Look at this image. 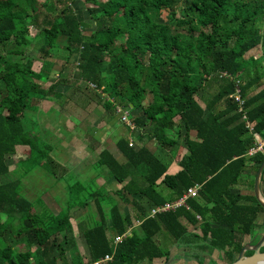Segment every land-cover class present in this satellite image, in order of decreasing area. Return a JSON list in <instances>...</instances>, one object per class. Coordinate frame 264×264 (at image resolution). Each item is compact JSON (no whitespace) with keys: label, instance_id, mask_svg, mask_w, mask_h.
Listing matches in <instances>:
<instances>
[{"label":"trees","instance_id":"obj_1","mask_svg":"<svg viewBox=\"0 0 264 264\" xmlns=\"http://www.w3.org/2000/svg\"><path fill=\"white\" fill-rule=\"evenodd\" d=\"M181 3L177 18L174 8ZM55 4L62 5L58 12L39 24L42 10L53 11ZM163 10L171 11L169 22L161 21ZM262 23L264 0H50L49 4L0 0V264H91L105 256H111L106 264H152L168 258V251L156 242L162 231L183 246L196 238L201 242L197 247L217 251L225 264L232 262L264 214L253 195L264 146L248 154L256 146L255 135L264 140ZM31 27L37 29L33 37ZM258 46L262 49L258 58H245ZM34 48L41 60L38 71L26 54ZM71 59L77 62L79 81L100 91L97 97L104 98L105 110L113 108L117 113L119 106L129 111L130 129L139 132L137 137L153 139L172 152L179 147L185 150L178 161L180 170L172 175L149 149L130 147L124 137L115 146L125 164L102 150L96 166L106 167L111 179L124 184V195H143L153 208L201 186L196 198L186 200L188 209L178 207L153 217L142 208L136 218L123 215L117 205L106 212L96 202L99 220L78 225L87 259L73 238L70 211L76 203L52 214L30 201L22 195L20 181L9 176L5 161L17 146L28 147L24 161L34 160L36 166L52 161L50 146H39V134L24 126L25 112L34 99L59 103L62 94L54 90L61 81L51 75L59 76ZM223 73L227 76L220 77ZM244 75L247 79L241 83ZM213 76L218 78V89L201 106L196 97ZM252 88L257 90L250 93ZM127 167L140 172L141 186L127 181ZM263 180L264 169L260 183ZM240 183L248 185L251 193L240 192ZM159 185L168 188L172 197L162 196ZM83 191L87 190L78 182L69 186L70 202ZM87 197L80 208L87 205ZM135 221L139 225L133 228ZM259 229L264 232V218Z\"/></svg>","mask_w":264,"mask_h":264},{"label":"rangeland","instance_id":"obj_2","mask_svg":"<svg viewBox=\"0 0 264 264\" xmlns=\"http://www.w3.org/2000/svg\"><path fill=\"white\" fill-rule=\"evenodd\" d=\"M45 0H40V2H44ZM47 4H49L50 0H46ZM79 6L83 9H85V5L83 2H78ZM56 7L53 11H46V10H42L41 14L39 15L38 18V23L42 24V20L46 17L47 19H52L53 16L58 12V8H60L62 5L61 4H55ZM170 10H163L161 13V21L162 22H169V20L171 19V15H170ZM174 12L177 18H179L181 16L182 13V3L181 4H177V6L174 8ZM86 13V12H85ZM93 25V23H90V27H87V30H89L91 28V26ZM264 27V23H262L260 25V29H262ZM37 33V29L31 27L30 28V36L33 37L35 34ZM37 49H28L26 54L28 57H30V59L34 60V64H33V68L34 70L38 71L40 69L41 66V60L38 59L39 58V54L37 53ZM262 49L260 46H258L257 48L251 50L250 52H248L245 55V58L252 56L254 58H258L261 55ZM62 62H57L58 66H61ZM77 62L76 60H70V62L65 63L63 65V71L62 73L59 74V76H56V73H54L52 75V79L53 80H59V82L61 81V85L59 87H57V91L60 89H63L61 86L67 84L70 87V90L68 92V94L70 95L71 98V103H69V105L72 107L71 111L67 110L64 111V113L62 114L61 112L58 111V109L56 107H53V109L51 110V112L47 113V116L44 117L43 113L40 112L39 109H37L36 104L37 102H39V100H33L30 102V108L29 110H27L25 112V127L27 130H33L34 132L38 133V134H42V136H40L41 139H39L40 142H38L39 146H50L51 152L50 154V158L53 160L52 162H54L53 164H51V161L49 160H43L42 163L40 165H37L34 163V160H28V161H23V162H18V164L16 165L15 161H16V157L12 156H7L5 159L7 166L9 167V172H10V177L13 180L16 181H20L21 183V188H22V195L24 197H26L27 199H30L31 201L35 202L38 198L41 197L42 195V190L37 187L34 188L33 184H37L39 179H41V177H46L47 174L46 172L48 171V176L50 177V180H54L55 181V187L51 188L49 190V192L47 191V188L44 189V191H46L47 193H49L50 195H54V201L57 202L49 205L50 206V210L53 212V214L58 213L60 208H65L67 205L71 204H75V207H81L82 202L85 201L84 197H87V194L89 193H96L95 199H92L93 197H87V209H86V213H91V210L93 208V205L89 203V199L91 198L94 202V204L98 201H100L102 208H105L106 212L109 211V206H112L114 204V202L112 201V199L108 200V191L106 186H104V188H100L94 185V183H85L82 178H80V174H78L79 172V165H76L74 163V160H71L66 152H62L59 153L58 150L62 149L63 147V142L60 143V140L57 138V136L52 137L51 136V140H49L50 135L47 134L44 130L41 129L40 127V119H44L49 117L50 119L54 120V124H56V126L59 125L60 121H62V124L65 123V120L68 118L67 114L69 113L72 117L69 118L68 122L69 124L68 127L64 126L62 128V135L66 136L65 134H71L72 136H79L82 137V135H88L89 137L95 138V134L96 131H94V121L98 122L99 120H102L103 124H112L110 125L111 127H115L118 122H119V115H117V113L115 112V109L110 108V111H107L103 108L102 106V101H99V98L97 97L99 94V90L97 91L93 84H88L82 81H79L78 79H76L75 73L77 72L79 74V71L77 70ZM75 76V78H74ZM67 77V80H66ZM247 79V76L244 75V78L241 79V83L244 82ZM218 89V78L217 76H213L211 77L207 82L206 85L200 90L199 92V96L196 97L197 101L200 103L201 106H204L205 102L213 95L215 94V92ZM253 88L250 90V93L255 92L256 90L252 91ZM76 92L78 93V96H75L72 94ZM150 98V95H148ZM105 99L108 98L107 95H104ZM109 101L113 102L114 100L109 98ZM36 102V103H35ZM116 102V101H114ZM54 103V102H53ZM63 103L62 100L59 101V103H57L58 105L61 106V104ZM82 103V105H81ZM83 108H81V107ZM223 104H220L219 108H222ZM65 115V120L63 119V116ZM41 119V120H42ZM130 115L128 117V120L130 121ZM123 124V123H122ZM96 126V125H95ZM119 126V124H118ZM102 127V126H101ZM100 127V128H101ZM98 128V127H97ZM129 129V131L131 132V129L129 127H127ZM99 129V128H98ZM115 133V132H114ZM117 133V132H116ZM171 137H174V134H169ZM74 136V137H75ZM135 136V135H134ZM131 137L135 144L137 145V147H142V146H146L145 144H141L139 137ZM116 135H111L108 134L106 137V144L104 145L105 147H108V151L112 154L113 157H116V159L121 163V164H125V159L124 157L117 151L116 146L114 145L116 142V139H119V137H117L115 139ZM115 139V140H114ZM128 140V138H126ZM75 142V140L73 141ZM129 142V141H128ZM132 142V141H131ZM135 144H133L134 147ZM147 147V146H146ZM57 148V150H56ZM165 149L167 150V148L165 147ZM63 150V149H62ZM55 151V154H54ZM61 152V150H60ZM152 153H154L158 159L163 162V163H167V161L165 160V153L163 151H155L152 150ZM59 157H58V156ZM160 157V158H159ZM62 158V159H61ZM63 160V162L61 163L59 160ZM88 163V160L86 161V164ZM43 168H45L43 170ZM46 168H53L55 171L53 170H46ZM65 170V171H64ZM101 170H103V172H108L107 168L103 166V168H101ZM92 171H95L94 169H92ZM45 172V173H43ZM61 172H65L64 176H59L61 174ZM127 172L129 174L128 178L132 176L133 173H136L138 175L141 176L140 172H138L137 170H133L130 167H127ZM24 173H26V175H23ZM108 174V173H107ZM88 178V177H86ZM127 178V180H128ZM132 180V179H131ZM1 181V180H0ZM76 181H80V183H82L84 185V188L87 191H83L78 198L74 197V200L70 202V197H69V192L68 186L72 185L74 183H76ZM141 181L144 183V180L141 179ZM61 184V186H63L64 189L60 188L58 185ZM118 183H114V185H117ZM39 186V185H38ZM235 188V187H234ZM237 188L240 190V192H249L251 193V189L245 185H243L242 183H240ZM260 189H261V194L262 196L264 195V180L262 183H260ZM31 197H30V196ZM71 196H73L71 194ZM114 200V198H113ZM96 207V206H95ZM73 209V208H72ZM94 209V208H93ZM90 211V212H88ZM85 212V210H81L78 211V209H75L71 214V226H72V231H73V238L77 244V247L79 248V252L83 257H86L85 259H87V248L84 244L83 238L80 235V231L78 229V225H80V216ZM94 213H95V209H94ZM89 214L86 215V218L88 217ZM96 215V213H95ZM97 216V215H96ZM264 218V214L261 215V217L256 221L257 223V228L253 231L252 236L250 237H246L244 239V241L246 243L251 242L253 239H256L257 237L261 236V230L259 229L260 224L262 223V219ZM85 219V218H84ZM90 221V223H95L96 221V217H92L89 218V220H86L84 222H88ZM84 222H81V225L84 224ZM16 223V222H15ZM86 224V223H85ZM183 224L184 226H187V228H189V232H194V229L192 227H190L187 222L185 220H183ZM197 233L200 234L197 230ZM108 236H111V233L108 232ZM156 242L159 244V246L161 247V249H163L164 251H168V258L167 260L163 259H155L153 261L152 264H225L224 261H222L220 259V257L218 256L220 253H218L217 251H212L211 253L206 251L203 248L197 247L196 245L200 244L201 242L196 239V238H191L190 242L191 245H187L186 244L183 246L181 244H177L174 243L172 238L164 231H162L161 233H159L156 236ZM59 264H62L61 262H59Z\"/></svg>","mask_w":264,"mask_h":264},{"label":"crops","instance_id":"obj_3","mask_svg":"<svg viewBox=\"0 0 264 264\" xmlns=\"http://www.w3.org/2000/svg\"><path fill=\"white\" fill-rule=\"evenodd\" d=\"M52 74H54V73H52ZM75 76H76V79L80 80V76L77 72L75 73ZM75 76H74V78H75ZM66 80H67V77H66ZM49 84H50L49 82L45 83L44 87L47 88ZM59 86H57V87H59ZM57 87H56V89H57ZM61 87L63 89H60L58 91L55 89L54 91L57 94H62L61 95L62 96L61 100L63 101L62 107H60V105H58L57 103H53L52 101L46 100V101L37 102L36 107H37V109L40 110L41 113H43L44 117L47 116L48 112L49 113L51 112L53 107H56L59 112L62 111L63 113H64V111L67 112V110L71 111L72 107L69 105V103H71L72 101H71L70 95L68 94L70 87L67 84H65ZM73 95L80 97L78 95V93H76V92H74L72 94V96ZM148 100H149V98L147 97V101ZM81 105H82V103H81ZM131 107L132 106L129 105V108H131ZM81 108H83V107H81ZM67 116H68V118L66 120H65V115L63 116L65 123L62 124V121H60L58 126H56V124H54V120L50 119L49 117L44 118V119L41 118L42 120L40 119L39 124H40L41 129L50 135L49 140L52 141L51 136L52 137L57 136V138L60 140V143L63 142V147H62L63 150L60 149L61 152H60V150H58V152L59 153L66 152L67 156L71 160H74V163L76 165H79L78 166V168H79L78 174H80L79 177L83 179L84 184L85 183H94L95 186L100 187L101 189L104 188V186H106L107 191H108L107 199L108 200L112 199V201L114 202L113 205H117L123 215H131V217L136 218V216H139L138 208H142L144 211L146 209L148 212L150 210L149 208H151L153 205L150 200H148L146 197H144L143 195H140V194L124 195L122 192V187L124 184L118 183L117 185H114V183H115L114 179H111L106 172H103V170H101V168H103V167H97L96 166V162H97V158H98L99 153L104 149L108 150V147L104 146L106 144L105 140H106V137L108 134H111V135L115 134L116 135L115 139L117 137H119V139L122 137L128 138L129 142L132 141L131 143L135 144L134 140L131 137H133L134 135H135L134 137L138 136L139 132L138 133H134L132 131L130 132L129 129L127 128V126L125 124H122V122L120 120L118 122L119 126L117 124L114 128L110 126V125H112L111 123L106 125V124L102 123V120L101 121L99 120L98 122L94 121V128H95L94 131H96V133H94L95 138H93V139H92V137H89L88 135H82V137H80V135L79 136L74 135L75 137L74 136L71 137V134H69V135L65 134L66 136H64V135H62V132H63L62 128L64 126L68 127L67 124H69L68 122H70L69 118L72 117L69 113L67 114ZM39 136H42V134H39ZM169 137H170V135H169ZM139 139H140L141 144H145L147 146V147L146 146L145 147L147 149H149L151 152H152V150H155L157 152L163 151L165 153L164 157H165V160L167 161V163H166L167 174L172 175V174L177 173L180 170V167L178 165V161L181 158V156L185 153V150H183V148L179 147V148H177V150H174L172 152L168 149L166 150L165 148H160L158 145L155 144V141L153 139L151 140L147 137L145 138V136H143L142 139L139 137ZM74 140H75V142H73ZM117 141H118V139H116V142ZM116 142H115V144H116ZM135 146H136V148H139V147H137L136 144H135ZM15 150H16V152L13 155V157H16L15 163L17 165L18 162H23L27 158L28 147L27 146H17ZM56 150H57V148H56ZM117 151H118V149H117ZM54 154H55V151H54ZM5 159H7V158H5ZM61 159L59 161L63 162V160H61ZM87 160H88V163L86 164ZM53 163L54 162H52L51 164H53ZM44 169L45 168H43V170ZM50 169L55 171L53 168H50ZM50 169L46 168V170H50ZM92 169H94L95 171H92ZM43 173H45V172H43ZM46 174H47L46 177H41V179L37 180L38 183L36 185L32 183L34 188L37 189V187H39L43 191L41 197L38 198L35 201V203H40L41 205H44L48 209V211H50L53 214V212L50 210L49 205H52L54 203L57 204V202L53 200L54 195H50L49 193L44 191V189L47 188V191L49 192V190L51 188L55 187V181L50 180V177L48 176V171L46 172ZM64 175H65V172L64 173L61 172V174L59 176H64ZM86 177H88V178H86ZM131 179L138 186L142 185L141 178L138 174L133 173L132 176L129 177L127 181H131ZM77 182L80 183V181H76V183ZM80 184L83 185L82 183H80ZM58 186L65 190V188H63V186H61V184H59ZM69 186H71V185H69ZM157 190L161 193L162 196H164L166 198L172 197V192L168 188H166L165 186L159 185L157 187ZM113 198H114V200H113ZM92 199L91 198L89 199V203L93 205V208L95 209V213L97 216L95 215L93 208L91 210V213H86L87 205L83 208H80V207L73 208L70 211L72 213L75 209H78V211L85 210V212L80 216V219H79L80 223L84 222L85 219H87L88 217L89 218L96 217V221L99 220L98 212L96 210L95 204H94ZM170 203H172V202H170ZM110 207L111 206H109V208ZM88 212H90V211H88ZM87 214H89V215L86 218ZM147 216H148V214H147ZM71 219H70V222H71ZM183 220L184 219H181L182 223H183ZM15 222H16V220H15ZM107 224H109V221H107ZM138 225H139V222L135 221L133 228H135ZM187 229H188V231H190L189 228H187ZM130 230L131 229L129 228L128 232ZM78 250H79V248H78Z\"/></svg>","mask_w":264,"mask_h":264},{"label":"built area","instance_id":"obj_4","mask_svg":"<svg viewBox=\"0 0 264 264\" xmlns=\"http://www.w3.org/2000/svg\"><path fill=\"white\" fill-rule=\"evenodd\" d=\"M220 77H226L227 75L225 73L220 74ZM94 86V85H93ZM95 88V86H94ZM235 100L239 102V106L242 105V101L239 99L238 96V90L237 93L235 95ZM117 113L120 114V121L124 124H126L129 128H133V124L128 120L129 117V111L126 109H123L122 107H117ZM255 139H256V146L252 149L249 150L248 154L252 155L257 151H260L261 148L264 146V140H261L259 138L258 135H255ZM129 146H132V143L129 142ZM200 185H195L193 187H190L186 190V192L183 194L182 197H180L178 200L172 202V203H166L162 206H155L153 208H151L148 212V217H153L155 214L157 213H161V212H165V211H169V210H174L178 207H186V209H188V207L186 206V200L188 199H194L197 197V193L200 190ZM199 218V217H197ZM119 241V239L115 240V243H117ZM111 260V256H105L101 259H99L96 262H93L91 264H106L107 262H109Z\"/></svg>","mask_w":264,"mask_h":264},{"label":"water","instance_id":"obj_5","mask_svg":"<svg viewBox=\"0 0 264 264\" xmlns=\"http://www.w3.org/2000/svg\"><path fill=\"white\" fill-rule=\"evenodd\" d=\"M264 169V159L259 165L254 181H253V195L259 205L264 209V197L260 191V178ZM264 248V232L259 237L258 241L254 244L251 242L246 243L240 250L237 257L228 264H264V252L261 249ZM251 251L252 254L246 256L245 253Z\"/></svg>","mask_w":264,"mask_h":264}]
</instances>
